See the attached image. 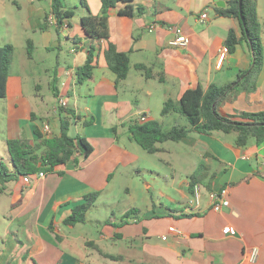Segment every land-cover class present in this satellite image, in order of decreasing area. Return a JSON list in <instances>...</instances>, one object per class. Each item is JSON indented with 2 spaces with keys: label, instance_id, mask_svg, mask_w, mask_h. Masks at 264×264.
I'll list each match as a JSON object with an SVG mask.
<instances>
[{
  "label": "crops",
  "instance_id": "1",
  "mask_svg": "<svg viewBox=\"0 0 264 264\" xmlns=\"http://www.w3.org/2000/svg\"><path fill=\"white\" fill-rule=\"evenodd\" d=\"M85 1L88 6L83 0H64L75 14L57 28L52 0H0V46L15 47L0 110L6 145L9 139L34 142L36 130L42 132L46 122L53 135L60 134L61 110L55 112L54 107L61 94L75 112L68 118L69 135H82L93 147L79 164L72 159L52 172L43 171L44 177L36 173L27 182L19 176L6 184L0 194V264H264V142L251 138L246 146H238L234 132L192 131L176 147L160 144L163 150L156 153L163 155L152 169L138 164L146 158L145 149L129 133L141 115L159 120L165 129L189 127L188 119L175 110L162 114L166 101L178 102L188 88L207 90L212 83L233 82L250 67L252 54L245 41L219 63L229 31L242 35L238 19L217 12L229 0H220L224 5L217 0H135L144 7L135 16L111 9L110 41L128 52L131 62L127 78L119 83L106 60L108 41H93L82 26L81 18L89 11L100 13L102 0ZM257 12L264 45V0H257ZM203 13L207 18L200 21ZM46 18L49 26L44 28ZM150 24L156 25L153 31L147 29ZM177 33L189 37L187 46L169 45ZM92 44L93 79L79 83L77 69ZM54 61V73L46 71L43 79L39 66ZM16 63L21 66L15 70ZM138 64L149 67L152 77ZM29 73L39 77L31 89ZM219 110L231 115L264 110V64L256 90L231 94ZM72 123L76 135L70 134ZM9 164L12 170L10 156ZM141 169L167 182L161 188L147 182L144 204L117 213L114 190L121 189L126 174ZM196 182L202 185L201 203L186 211ZM223 187L228 188L230 204L213 210L209 192ZM152 189L161 194L157 199ZM123 190L127 195L136 191L132 185ZM94 192L99 196L85 222L65 224ZM100 203L105 209L93 215ZM226 226L234 227L236 234L225 233ZM254 248L258 254L252 260Z\"/></svg>",
  "mask_w": 264,
  "mask_h": 264
},
{
  "label": "trees",
  "instance_id": "2",
  "mask_svg": "<svg viewBox=\"0 0 264 264\" xmlns=\"http://www.w3.org/2000/svg\"><path fill=\"white\" fill-rule=\"evenodd\" d=\"M64 0H52V12L56 18L57 28L63 26L64 21L74 16L73 8L67 9ZM135 0H102V8L99 14H89L81 18L82 26L89 38L93 41L107 40L108 47L105 56L109 68L116 74V82L127 78L131 62L128 52L119 51L110 41L109 14L111 9L119 7V14L135 16L144 12L143 6L134 3ZM87 5L86 1L83 0ZM88 6V5H87ZM89 9V7H88ZM218 14L238 19L242 35L239 36L235 29H231L226 39V45L230 52L236 50L242 41L252 54L250 67L238 74L235 81L224 85L212 83L207 90L201 86L188 88L178 102L172 99L166 101L162 114L175 110L185 116L190 126L175 124L165 129L157 119L145 122L134 121L129 126L130 138L136 141L149 153L163 150L160 144L167 141L179 142L186 138L192 131L209 134L215 130L236 134V144L246 146L251 138H255L257 144L264 142V110L257 112L240 111L234 115L224 114L219 110V105L231 94L241 92H253L257 88V80L264 64V45L261 38V24L257 12V0H243V13L245 26L240 15L239 0H229L226 7H217ZM49 26L48 18L44 28ZM31 44V41H29ZM30 44L28 52L31 54ZM15 47L11 43L0 46V98L7 94V83L10 74ZM96 46L92 44L88 50L86 62L77 69L78 82L82 83L93 79V71L96 67ZM147 78L152 77L149 67L138 64ZM55 95H58L55 90ZM64 112H67L65 116ZM75 116V112L66 108L61 110L60 134L46 136L36 130L37 138L34 142L25 139H9L7 141L8 153L12 162V170L4 162L0 164V194L5 191L6 184L19 176L34 175L40 171L52 172L59 165L74 160L79 164L80 157L86 158L92 152L93 147L82 135L75 137L69 135V116ZM193 184V183H192ZM99 192L85 196V201L77 205L73 212L64 220L65 224L76 225L85 222L87 212L94 205ZM112 258L117 256L107 255Z\"/></svg>",
  "mask_w": 264,
  "mask_h": 264
},
{
  "label": "rangeland",
  "instance_id": "3",
  "mask_svg": "<svg viewBox=\"0 0 264 264\" xmlns=\"http://www.w3.org/2000/svg\"><path fill=\"white\" fill-rule=\"evenodd\" d=\"M3 40V39H2ZM64 65V63H62L61 65H59L60 67H62ZM21 65H19L18 63H16L14 65V69H18L20 68ZM57 66V63L54 61L52 63H46L43 62L41 63V65L39 66V75L45 79V75L46 71H49L50 74L54 73V70ZM12 73V72H10ZM39 77L36 74L33 73H29V87L30 89L34 87L35 82L39 81L38 79ZM45 92V90H44ZM52 98V97H51ZM51 100V99H50ZM3 98H0V110H2L3 108ZM82 112L84 113V111L82 110ZM76 128L75 125L72 123L71 128H70V134L71 135H76ZM5 131L3 129V131H1L0 129V162H4V164L10 168V164H9V153L7 150V145L5 143ZM164 145L170 146V147H176V142L174 141H167L164 143ZM146 153V158H142L140 159L138 164H142L143 166H149V168H156L154 166L159 165V159L163 154L160 153H149L148 151L145 150ZM167 157V156H166ZM145 163H148L149 165H145ZM1 164V163H0ZM141 173L139 174H133L132 176H129L128 174H126V177H124V179L122 180V183L120 184L121 189L119 191L116 192V190H114V198L116 199V202L118 203L117 207H116V212L119 213L120 208H125L126 206H141L142 204H144V196H145V184L147 182H150L153 186H155L156 188H161L163 186V184L165 182H167V180L165 178L159 177L156 174H152L146 170L141 169ZM125 185H132L133 189H136L135 192H133L132 194L127 195L124 189ZM152 192H154L155 197L154 199H157L158 196H160L161 194L158 193L157 191H154V189H152ZM148 195V194H147ZM137 203V204H135ZM99 205V207L95 208V210H97L96 212H93V215H95L94 213H97V215H100L99 210L105 209L103 208V204H97ZM105 206V205H104ZM104 211V210H103ZM109 216L111 217V213L109 214ZM105 218V217H104Z\"/></svg>",
  "mask_w": 264,
  "mask_h": 264
},
{
  "label": "built area",
  "instance_id": "4",
  "mask_svg": "<svg viewBox=\"0 0 264 264\" xmlns=\"http://www.w3.org/2000/svg\"><path fill=\"white\" fill-rule=\"evenodd\" d=\"M52 17H55L54 14H52ZM51 17V18H52ZM207 18L206 13H203L200 16V21H205ZM50 20V19H49ZM156 28L155 24H150L148 25L147 29L149 31H153ZM189 44V37L185 34L182 33H177L174 37H172L169 41V45L173 47H184ZM75 50V49H74ZM229 48L227 45H225L219 55V63H222L224 57L228 54ZM72 73H75L73 70ZM68 100L65 95L59 94L56 99V104L54 107L55 112H59L60 110H65L68 108ZM67 114V112H64ZM140 122H145L148 120L147 115H141L140 116ZM42 133L46 136H53V131L48 122L44 123L42 126ZM39 177H44L45 173L43 171H40L37 173ZM25 181L29 182L33 175L29 176H24ZM201 198H202V185L200 183H194L192 185V192H191V199L189 200L187 206H186V211H192L195 207H198L201 203ZM209 200L211 203V208L216 211H221L224 208L228 207L230 204V201L228 199V188L223 187L219 190H213L209 192ZM171 231L179 233V229L176 227H171ZM224 232L227 234L234 235L236 234V229L232 226H226L224 228ZM164 239L167 238V235L163 236ZM258 254L257 248H254L251 253V259L254 260L256 259Z\"/></svg>",
  "mask_w": 264,
  "mask_h": 264
},
{
  "label": "water",
  "instance_id": "5",
  "mask_svg": "<svg viewBox=\"0 0 264 264\" xmlns=\"http://www.w3.org/2000/svg\"><path fill=\"white\" fill-rule=\"evenodd\" d=\"M217 1H218L219 5H224V3H222V1H220V0H217ZM239 7H240L241 19H242V22L245 26L246 24H245L244 13H243V0H239Z\"/></svg>",
  "mask_w": 264,
  "mask_h": 264
}]
</instances>
